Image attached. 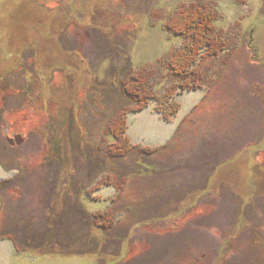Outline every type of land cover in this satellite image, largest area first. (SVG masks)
<instances>
[{
    "label": "rangeland",
    "instance_id": "rangeland-1",
    "mask_svg": "<svg viewBox=\"0 0 264 264\" xmlns=\"http://www.w3.org/2000/svg\"><path fill=\"white\" fill-rule=\"evenodd\" d=\"M197 1L0 0V264H264V0H209L232 49L213 89L179 95L169 122L154 102L128 114L144 147L183 124L170 149L120 160L99 150L115 142L110 118L132 105L120 91L129 70L182 46L165 25ZM218 69L202 64L212 79ZM110 171L129 179L122 198L112 203L110 186L84 197ZM72 176L78 223L63 193ZM109 207L112 229L86 225Z\"/></svg>",
    "mask_w": 264,
    "mask_h": 264
},
{
    "label": "trees",
    "instance_id": "trees-1",
    "mask_svg": "<svg viewBox=\"0 0 264 264\" xmlns=\"http://www.w3.org/2000/svg\"><path fill=\"white\" fill-rule=\"evenodd\" d=\"M217 12V5L209 0L182 6L165 25V29L171 35L183 39L182 46L161 58L157 64L145 65L136 71L132 68L129 70V74L127 73L128 79L122 81L120 91L122 95L131 100L132 105L117 110L108 122L107 135H111L115 139V142L111 145H105L106 138H104L103 143L99 145L100 152L107 159L120 160L132 154H137L142 159L145 156L152 157L159 155L161 152L165 153L167 149H170L172 141L183 134V124H181L177 127L171 142L164 146L152 148L134 145L128 136L129 126L127 116L130 113L142 112L151 102H154L155 112L162 119L169 122L173 120L181 109L180 104L176 101L179 95L186 91H210L214 88V85L221 76L223 67L228 63L226 59L228 57L230 58L232 53V49L227 48L228 45L225 42L224 36L217 33L215 29L214 24L217 20ZM155 15L154 18L156 17ZM157 15L159 16L160 14ZM208 59H214L222 68L221 71L220 69L217 70L214 79L207 77L202 71V64ZM163 84H165V87L157 90V87H162ZM57 175L58 173H55L53 179L55 182L58 181ZM127 180L129 179L126 176L117 178L116 173L110 171L94 187L87 189L84 187L86 192L84 193V197L90 196L104 186H110L114 187L118 192L112 198V203H116L122 198L123 191L128 183ZM63 181L66 182L63 193L66 197H69L72 203L70 209H68L71 211V219L78 223L76 221V212L81 213V216L85 215V210L82 208L83 202L79 201L78 203L80 187L77 189L73 181V176L70 181L68 179H64ZM116 214L109 207L92 215V221L88 219L86 225L91 224L97 231L107 232L116 225ZM46 228L41 222L38 224V229H33L36 231L34 233H37L43 232V229ZM48 228L51 236L54 228L51 226ZM28 237L31 238V234ZM1 239L12 241L18 253L25 248L22 249V246L11 235H3ZM27 242L30 241L27 239ZM47 244L49 245V243ZM34 245L35 241L31 242L28 248L35 249L36 247ZM42 245L40 244V247ZM52 249L53 251L57 250L54 246Z\"/></svg>",
    "mask_w": 264,
    "mask_h": 264
}]
</instances>
